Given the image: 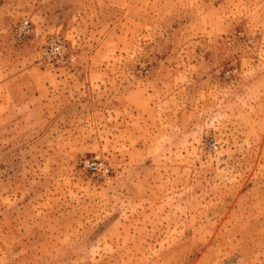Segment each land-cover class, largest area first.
<instances>
[{"label": "rangeland", "instance_id": "rangeland-1", "mask_svg": "<svg viewBox=\"0 0 264 264\" xmlns=\"http://www.w3.org/2000/svg\"><path fill=\"white\" fill-rule=\"evenodd\" d=\"M0 264H264V0H0Z\"/></svg>", "mask_w": 264, "mask_h": 264}, {"label": "built area", "instance_id": "built-area-1", "mask_svg": "<svg viewBox=\"0 0 264 264\" xmlns=\"http://www.w3.org/2000/svg\"><path fill=\"white\" fill-rule=\"evenodd\" d=\"M27 28L28 25L26 24V22H24L22 25H20L19 31L25 32ZM43 53L45 55L48 54L49 56H51V58L55 59L56 62H62L64 59V50L60 45H50ZM86 165L91 175L93 176H104L108 172V169L105 167V165L96 158L86 161Z\"/></svg>", "mask_w": 264, "mask_h": 264}]
</instances>
